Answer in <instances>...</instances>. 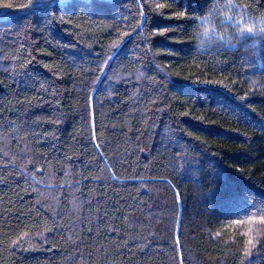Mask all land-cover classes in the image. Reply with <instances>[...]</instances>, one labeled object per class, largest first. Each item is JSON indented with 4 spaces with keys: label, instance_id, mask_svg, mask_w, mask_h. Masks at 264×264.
<instances>
[{
    "label": "trees",
    "instance_id": "trees-1",
    "mask_svg": "<svg viewBox=\"0 0 264 264\" xmlns=\"http://www.w3.org/2000/svg\"><path fill=\"white\" fill-rule=\"evenodd\" d=\"M32 3L0 0V264H264V0Z\"/></svg>",
    "mask_w": 264,
    "mask_h": 264
},
{
    "label": "snow or ice",
    "instance_id": "snow-or-ice-1",
    "mask_svg": "<svg viewBox=\"0 0 264 264\" xmlns=\"http://www.w3.org/2000/svg\"><path fill=\"white\" fill-rule=\"evenodd\" d=\"M35 2V0H33V3ZM32 3V4H33ZM42 4H46V5H51L53 3V0H41ZM32 4L30 5V7L32 6ZM159 8L163 9L165 8V4L161 3L158 6ZM226 7H235L234 5H226ZM202 15V14H201ZM141 16H143V12H141ZM177 18H181L179 14H177ZM230 18V17H229ZM60 21L61 22H65L63 16L60 17ZM264 23V22H262ZM236 24L239 25L241 24L240 20L236 21ZM168 28H164V29H154L153 34H163L164 31H166ZM209 32V29L205 28L204 32L202 33V35L207 36ZM239 35L237 37V41L240 42L241 40H243L245 38L246 35H251V36H261L264 37V27H261L259 29V31H257L255 29L254 26H242L238 29ZM222 39V38H221ZM116 47H119V45H115ZM201 46H202V42H201ZM113 56H109L107 57V59L105 60V64L108 63L109 60L113 59ZM169 186L171 185V182L168 181ZM179 194L177 193V196ZM261 203H264V200L261 201ZM232 223L234 225H241L242 223H244L242 220L239 219H235L232 221ZM247 223L249 225H255L257 223H259L260 225H264V215H260V216H249ZM256 232L255 228H249V230L244 233L246 240H245V251L243 252V256L246 257L248 260H250V250L253 248H256L258 245L264 243V239L258 238L257 235H255L254 233Z\"/></svg>",
    "mask_w": 264,
    "mask_h": 264
}]
</instances>
